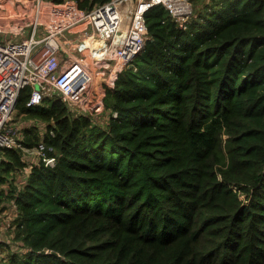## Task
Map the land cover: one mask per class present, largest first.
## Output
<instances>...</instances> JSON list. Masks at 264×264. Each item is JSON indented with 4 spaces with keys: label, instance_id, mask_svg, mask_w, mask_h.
Here are the masks:
<instances>
[{
    "label": "trees",
    "instance_id": "trees-1",
    "mask_svg": "<svg viewBox=\"0 0 264 264\" xmlns=\"http://www.w3.org/2000/svg\"><path fill=\"white\" fill-rule=\"evenodd\" d=\"M37 1L0 7L20 16ZM144 18L143 50L96 83L87 116L19 95L16 109L47 123L24 146L42 141L56 162L13 188L28 251L0 264H264V0H211L182 28L162 5ZM20 152L5 151L0 183Z\"/></svg>",
    "mask_w": 264,
    "mask_h": 264
},
{
    "label": "built area",
    "instance_id": "built-area-1",
    "mask_svg": "<svg viewBox=\"0 0 264 264\" xmlns=\"http://www.w3.org/2000/svg\"><path fill=\"white\" fill-rule=\"evenodd\" d=\"M72 3L50 4L45 14L40 0L20 16L0 10V164L7 149L24 147L12 117L24 89H30L27 107L59 99L72 116H87V103L110 61L125 67L143 50L150 8L162 5L181 28L193 16L191 0H111L88 10ZM94 66L103 77H95ZM35 151L39 162L55 165L42 141Z\"/></svg>",
    "mask_w": 264,
    "mask_h": 264
},
{
    "label": "rangeland",
    "instance_id": "rangeland-1",
    "mask_svg": "<svg viewBox=\"0 0 264 264\" xmlns=\"http://www.w3.org/2000/svg\"><path fill=\"white\" fill-rule=\"evenodd\" d=\"M70 2L69 6L75 3L77 0H64ZM193 6V14L196 11H202L204 6L210 5L211 0H191ZM0 9L4 11L1 7ZM6 12V11H4ZM8 14V13H7ZM111 69L116 66L115 62L110 61ZM95 77L99 78L100 75L104 76L101 70L97 67H93ZM104 70V69H102ZM109 70H107L105 76ZM104 76V77H105ZM109 111H104L99 115L92 117V123L98 126H106L109 118ZM14 127L16 130L15 136L23 139L25 131L33 130L36 131L40 137L47 133L46 122L40 119L30 118L25 113L20 112L15 108L12 114ZM25 147V148H24ZM22 146L21 159L25 163L24 167L16 168L10 172V177L6 183H0V191H4V196L0 202V263L7 262L11 255H24L27 253V248L24 247L18 239L15 237L14 221L18 217V209L14 201L15 193L12 192L13 188L17 187L21 189L27 182L30 176V171L33 165L39 163L38 156L35 151V147ZM6 159V157H4ZM243 198L244 196H240Z\"/></svg>",
    "mask_w": 264,
    "mask_h": 264
},
{
    "label": "crops",
    "instance_id": "crops-1",
    "mask_svg": "<svg viewBox=\"0 0 264 264\" xmlns=\"http://www.w3.org/2000/svg\"><path fill=\"white\" fill-rule=\"evenodd\" d=\"M0 10H1V9H0ZM1 12H3L4 14H6V15H7V13H5L4 11H2V10H1Z\"/></svg>",
    "mask_w": 264,
    "mask_h": 264
}]
</instances>
